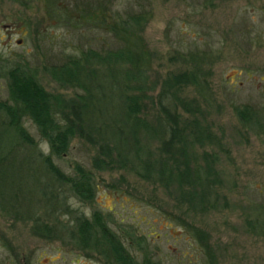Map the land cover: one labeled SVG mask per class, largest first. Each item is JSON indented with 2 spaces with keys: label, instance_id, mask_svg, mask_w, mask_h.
I'll list each match as a JSON object with an SVG mask.
<instances>
[{
  "label": "rangeland",
  "instance_id": "374dc122",
  "mask_svg": "<svg viewBox=\"0 0 264 264\" xmlns=\"http://www.w3.org/2000/svg\"><path fill=\"white\" fill-rule=\"evenodd\" d=\"M74 1L77 11L57 20L43 0H0V55L9 63L25 62L66 104L76 90L55 78L52 67L66 55L112 44L110 33L78 12L97 1ZM106 5L114 17L129 8L150 11L143 30L150 62L138 81L143 116L156 122L155 98L165 84L187 103L182 115L212 136L187 151L193 169L204 167L208 198L200 204L192 185L157 183L121 162L97 170L96 149L75 137L63 156L51 159L69 175L76 164L92 172L94 196L82 201L46 172L40 155L49 148L33 122L22 121L35 140L32 147L3 125L0 111V244H6L0 255L4 251L11 261L8 253L25 252L29 264H113L105 262L99 247H79L71 235L77 217L99 211L140 263L145 251L159 264H264V0H108ZM192 68L207 79L203 91L176 81L189 77ZM7 99L0 78V101ZM243 105L253 108L257 126L238 120L234 109ZM201 152L207 154L204 161ZM189 223L206 234L208 253ZM51 237L61 240L45 239Z\"/></svg>",
  "mask_w": 264,
  "mask_h": 264
},
{
  "label": "trees",
  "instance_id": "16d2710c",
  "mask_svg": "<svg viewBox=\"0 0 264 264\" xmlns=\"http://www.w3.org/2000/svg\"><path fill=\"white\" fill-rule=\"evenodd\" d=\"M96 1V6L90 1V9L78 12L83 17L92 18L96 27L102 26L110 33L112 44L100 50L88 48L66 55L60 65L51 69L55 78L76 90L71 103L66 104L60 96L45 89L36 72L25 62L9 63L0 55V78L6 81L8 93V99L0 101V111L5 118L3 125L15 132L17 139L33 147L35 140L22 124L25 118L31 120L49 148V154L40 155L46 172L57 182L68 185L82 201H90L94 196L92 172L76 164L75 174L69 175L51 159L52 156H63L75 137L82 138L96 149L92 157L95 169L102 170L117 161L132 167L139 177L157 183L178 186L187 183L195 188L193 193L203 204L208 198L206 172L202 164H195L196 168H192L187 161V151L190 152L195 145L202 147L205 139L212 136L201 131V125L195 119L187 121L188 118L183 116L188 112L187 103L177 100L171 84L163 85L156 94V122L152 123L143 116L138 81L143 79L150 62L143 38L150 11L141 7L129 8L124 16L117 14L114 17L106 5L108 0ZM43 3L48 14L51 16L54 12L57 20L78 9L74 0H43ZM189 54L185 55L188 59ZM176 79L200 87V90L207 83V79L194 68L189 70V77L179 75ZM178 107L183 109L182 113ZM234 111L243 125H258L254 110L248 105L235 107ZM206 156L205 152L202 153V161L207 159ZM104 219L99 211H93L91 217H77L75 229L71 232L77 246L99 247L105 262L159 264L153 262L145 251L142 252L145 258L138 262ZM189 227L208 253L206 234L190 223ZM134 239L141 243V238ZM136 246L142 249L139 243Z\"/></svg>",
  "mask_w": 264,
  "mask_h": 264
},
{
  "label": "flooded vegetation",
  "instance_id": "af4514ba",
  "mask_svg": "<svg viewBox=\"0 0 264 264\" xmlns=\"http://www.w3.org/2000/svg\"><path fill=\"white\" fill-rule=\"evenodd\" d=\"M45 239H47V240H61V238H56V237L45 238ZM1 240H2V238H0V241ZM5 245H6L5 243H1L0 247L5 249V247H4ZM12 249L15 250L14 248H12ZM5 254L6 253L4 251L1 252L0 264H29L30 256L28 254H26L25 252H18L17 253V251H16V252L8 253V254H10L9 256L12 255L11 261H10V257L5 258ZM18 257L19 258L21 257V258L18 260ZM13 260H17L18 262L15 263ZM111 263L116 264L114 262H111Z\"/></svg>",
  "mask_w": 264,
  "mask_h": 264
}]
</instances>
